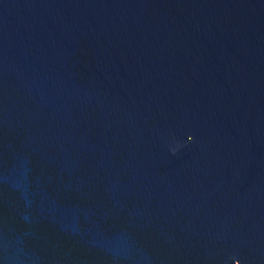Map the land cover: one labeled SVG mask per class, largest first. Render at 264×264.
Listing matches in <instances>:
<instances>
[{
  "label": "water",
  "instance_id": "obj_1",
  "mask_svg": "<svg viewBox=\"0 0 264 264\" xmlns=\"http://www.w3.org/2000/svg\"><path fill=\"white\" fill-rule=\"evenodd\" d=\"M0 264H264V0H0Z\"/></svg>",
  "mask_w": 264,
  "mask_h": 264
}]
</instances>
